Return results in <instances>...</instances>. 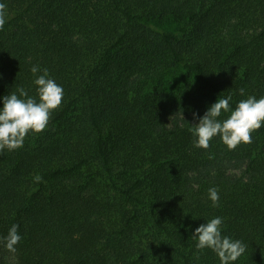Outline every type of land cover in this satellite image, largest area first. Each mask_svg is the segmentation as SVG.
I'll use <instances>...</instances> for the list:
<instances>
[{"label":"trees","instance_id":"trees-1","mask_svg":"<svg viewBox=\"0 0 264 264\" xmlns=\"http://www.w3.org/2000/svg\"><path fill=\"white\" fill-rule=\"evenodd\" d=\"M0 3V108L38 99L44 69L63 88L45 130L0 152L17 264H220L191 238L216 217L246 246L233 264H264V122L234 150L191 131L219 98L264 97V0Z\"/></svg>","mask_w":264,"mask_h":264},{"label":"clouds","instance_id":"clouds-1","mask_svg":"<svg viewBox=\"0 0 264 264\" xmlns=\"http://www.w3.org/2000/svg\"><path fill=\"white\" fill-rule=\"evenodd\" d=\"M6 23V5L0 3V30ZM35 75L40 71L37 66L31 69ZM37 98L29 97L27 91L18 88L3 97V107L0 108V152L17 150L23 147L26 136L31 132L38 134L47 127L53 110L58 109L63 98V88L53 79L48 77L47 69L43 75L34 80ZM240 94L244 90L240 89ZM231 95L219 98L199 118V123L193 125L191 131L194 137V147L208 149L210 141L219 137L228 150H234L240 144L252 143L251 133L260 129L264 122V97L257 99L249 96L241 100L235 110L231 109ZM222 113H230L223 121L218 117ZM193 118L197 114L193 113ZM36 182H41L42 177H34ZM209 198L213 206H218L219 195L216 188L209 189ZM223 220L216 217L201 224L192 234L196 241L197 252L210 249L219 258L220 264H233L245 251L246 246L240 240H233L222 235L221 225ZM18 225L13 224L5 237L0 238V244L10 252L16 251V245L22 237L18 234Z\"/></svg>","mask_w":264,"mask_h":264},{"label":"rangeland","instance_id":"rangeland-1","mask_svg":"<svg viewBox=\"0 0 264 264\" xmlns=\"http://www.w3.org/2000/svg\"><path fill=\"white\" fill-rule=\"evenodd\" d=\"M0 257H3L7 264H17L13 252L8 251L3 244H0Z\"/></svg>","mask_w":264,"mask_h":264}]
</instances>
